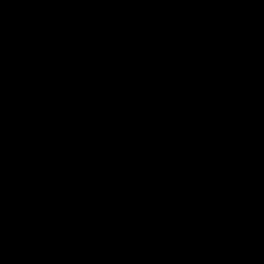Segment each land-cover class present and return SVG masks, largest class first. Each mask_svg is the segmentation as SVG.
I'll list each match as a JSON object with an SVG mask.
<instances>
[{"label":"trees","instance_id":"trees-1","mask_svg":"<svg viewBox=\"0 0 264 264\" xmlns=\"http://www.w3.org/2000/svg\"><path fill=\"white\" fill-rule=\"evenodd\" d=\"M3 145L65 264H264V0H0ZM0 264H53L16 158Z\"/></svg>","mask_w":264,"mask_h":264},{"label":"water","instance_id":"water-1","mask_svg":"<svg viewBox=\"0 0 264 264\" xmlns=\"http://www.w3.org/2000/svg\"><path fill=\"white\" fill-rule=\"evenodd\" d=\"M16 158L32 165L40 176L42 187L47 196L48 220L50 225L51 257L53 264L64 263L63 242L65 229L63 225V210L56 174L50 163L39 153L22 145L0 146V160Z\"/></svg>","mask_w":264,"mask_h":264}]
</instances>
